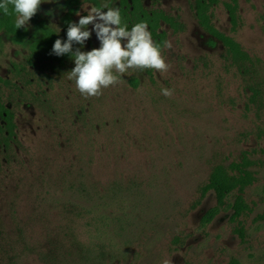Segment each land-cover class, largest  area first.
I'll return each mask as SVG.
<instances>
[{
    "label": "rangeland",
    "instance_id": "374dc122",
    "mask_svg": "<svg viewBox=\"0 0 264 264\" xmlns=\"http://www.w3.org/2000/svg\"><path fill=\"white\" fill-rule=\"evenodd\" d=\"M195 1L143 2L178 23L160 30L168 71L129 69L103 95L85 98L68 79L69 61L18 76L21 92L2 87L18 142L0 146V264H264V0H236L235 28L225 6L233 0L212 8L216 28L254 60L249 74L225 61L223 45L199 25ZM94 7L118 1L43 0L28 40L0 37V77L14 78L40 21L62 33L69 9L78 23L77 13ZM78 47L99 48L95 32ZM245 156L256 181L244 195L242 240L231 209L201 227L213 192L196 201L215 165Z\"/></svg>",
    "mask_w": 264,
    "mask_h": 264
},
{
    "label": "trees",
    "instance_id": "16d2710c",
    "mask_svg": "<svg viewBox=\"0 0 264 264\" xmlns=\"http://www.w3.org/2000/svg\"><path fill=\"white\" fill-rule=\"evenodd\" d=\"M117 1L123 22L128 25V29L131 30L136 23L146 22L148 30L152 34V39L159 46L165 39L164 32H160L163 23L171 25L175 30L177 29L178 23L172 17L159 10L148 11L144 6V0ZM218 4L219 0H196L193 8L197 21L212 38L223 45L225 61L230 66L236 67L243 74H249L254 71L256 66L254 60L234 38L222 33L213 24L212 8ZM225 6L229 11L233 28H235L238 22L236 0H233V3H226ZM9 10V15H4L3 11L0 10V32L11 35L19 42L28 40L30 31L26 27L17 29L15 27V13L11 5ZM74 15L75 10L69 9L62 18V33L57 32L44 20L39 22V37L30 43L24 61L13 63L14 73L16 74L14 78L10 80L0 77V91L2 87L16 86L21 92L19 85L15 84L16 81L20 80L19 77L23 78L32 74L39 64V69L44 71L47 66H65L69 61H73L71 56L67 54L64 56L52 54V49L55 40H67L68 23L74 22ZM73 47L74 50L79 48L75 44ZM132 84L136 87L134 81H132ZM251 90L254 96L259 95L258 90L252 88ZM15 118L14 111L7 106L3 97L0 96V146L3 151L11 150L13 144L18 142ZM251 166L252 162L245 156L241 162H233L229 166L217 164L212 168L207 182L199 189V198L196 201V205H199L210 192H213L216 197L215 206L210 208L201 219L202 228L209 226L223 211L231 209L233 211L231 221L238 223V226H240L236 232L242 240L245 238L244 228L241 226L240 219L250 211L244 195L246 190L256 181L254 173L249 170ZM233 195L235 197L234 202L230 203L229 198ZM230 264L239 263L233 261Z\"/></svg>",
    "mask_w": 264,
    "mask_h": 264
},
{
    "label": "clouds",
    "instance_id": "9594fccd",
    "mask_svg": "<svg viewBox=\"0 0 264 264\" xmlns=\"http://www.w3.org/2000/svg\"><path fill=\"white\" fill-rule=\"evenodd\" d=\"M42 3L43 0H0V10L9 15L11 5L15 13V27L21 29L38 13ZM77 15L78 23H68L67 40H55L52 54L71 56L75 67L67 73L68 79L75 82L76 89L85 98L103 95V90L120 83V75L129 69L165 72L171 67L163 58L160 46L153 41L146 22L136 23L129 30L119 8L103 11L94 7L87 15ZM89 25L93 26L92 31L100 47L91 51L74 50V44L84 46L91 38ZM164 46L172 47L167 41ZM162 94L171 97L173 92L164 88Z\"/></svg>",
    "mask_w": 264,
    "mask_h": 264
},
{
    "label": "flooded vegetation",
    "instance_id": "af4514ba",
    "mask_svg": "<svg viewBox=\"0 0 264 264\" xmlns=\"http://www.w3.org/2000/svg\"><path fill=\"white\" fill-rule=\"evenodd\" d=\"M9 34L5 33V32H0V37L1 36H8ZM10 36V35H9Z\"/></svg>",
    "mask_w": 264,
    "mask_h": 264
}]
</instances>
